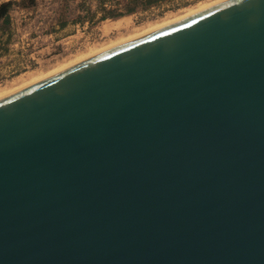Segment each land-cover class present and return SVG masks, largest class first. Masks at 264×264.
Returning a JSON list of instances; mask_svg holds the SVG:
<instances>
[{
	"label": "water",
	"instance_id": "water-1",
	"mask_svg": "<svg viewBox=\"0 0 264 264\" xmlns=\"http://www.w3.org/2000/svg\"><path fill=\"white\" fill-rule=\"evenodd\" d=\"M0 264H264V0L0 98Z\"/></svg>",
	"mask_w": 264,
	"mask_h": 264
},
{
	"label": "rangeland",
	"instance_id": "rangeland-1",
	"mask_svg": "<svg viewBox=\"0 0 264 264\" xmlns=\"http://www.w3.org/2000/svg\"><path fill=\"white\" fill-rule=\"evenodd\" d=\"M130 1L11 0L7 22H0V96L223 0L137 2L133 14L111 18Z\"/></svg>",
	"mask_w": 264,
	"mask_h": 264
},
{
	"label": "trees",
	"instance_id": "trees-1",
	"mask_svg": "<svg viewBox=\"0 0 264 264\" xmlns=\"http://www.w3.org/2000/svg\"><path fill=\"white\" fill-rule=\"evenodd\" d=\"M160 1L161 0H131L128 3V5L126 6L125 12H120V13H116V14L111 13L112 14L111 18L116 19V18H120L122 16H125L127 14H133L137 9V5H136L137 2H140V3H138V4H140L139 5L140 7L147 8L149 6L156 5ZM12 5H13V2H11V1L0 4V22H2V23L7 22L8 13H9Z\"/></svg>",
	"mask_w": 264,
	"mask_h": 264
},
{
	"label": "bare ground",
	"instance_id": "bare-ground-1",
	"mask_svg": "<svg viewBox=\"0 0 264 264\" xmlns=\"http://www.w3.org/2000/svg\"><path fill=\"white\" fill-rule=\"evenodd\" d=\"M224 1V0H223ZM211 6H213L212 4H211ZM210 5H209V7H211ZM209 7H207V8H209ZM204 9V8H203ZM203 9H200V11H202ZM206 9V8H205ZM197 11H199V10H197ZM197 11H194L195 13H197ZM194 12H192V13H190V14H188V15H185L184 17H181L180 19H177L176 21H179V20H181V19H183V18H185V17H188L189 15H192V14H194ZM176 21H173V22H176ZM173 22H170L171 24L173 23ZM170 23H168V24H166V25H163L164 27L165 26H167V25H169ZM158 28H160V27H158ZM158 28H155V29H151V30H149V31H146V32H143L142 34H140V35H138L139 37H141V36H143V35H146V34H148V33H150V32H153L154 30H156V29H158ZM161 28H162V26H161ZM138 36H137V38H138ZM136 37V36H135ZM134 37V39H136ZM131 40H133V39H131ZM128 41H130L129 39H128ZM125 42H127V41H124V42H122V43H119V44H117L116 46H118V45H120V44H123V43H125ZM115 46V45H114ZM113 48V47H112ZM109 49H110V47H109ZM108 50V49H107ZM96 55V54H95ZM94 56V55H93ZM87 59V58H86ZM85 60V59H84ZM80 62V61H79ZM65 69V68H64ZM61 70H63V69H61ZM52 74V73H51ZM45 78V77H44ZM39 81L40 80H42V78H40V79H38ZM38 80H34V82L33 83H35V82H38ZM33 83H31V84H33ZM30 84V85H31ZM25 87H27V86H29V85H24ZM25 87H22V89L23 88H25ZM17 90H21V88L20 89H17ZM16 90V91H17ZM10 92V91H9ZM14 93H15V91H13ZM12 93V91L10 92V93H6V94H3V95H1L0 96V98H3V97H5V96H8L9 94H11ZM8 94V95H7Z\"/></svg>",
	"mask_w": 264,
	"mask_h": 264
},
{
	"label": "crops",
	"instance_id": "crops-1",
	"mask_svg": "<svg viewBox=\"0 0 264 264\" xmlns=\"http://www.w3.org/2000/svg\"><path fill=\"white\" fill-rule=\"evenodd\" d=\"M9 1H11V0H0V4L5 3V2H9Z\"/></svg>",
	"mask_w": 264,
	"mask_h": 264
}]
</instances>
